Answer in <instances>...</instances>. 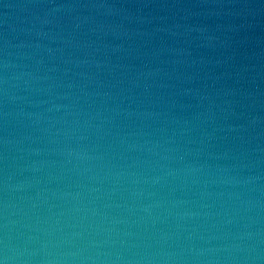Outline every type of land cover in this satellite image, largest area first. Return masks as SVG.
<instances>
[{
	"label": "water",
	"instance_id": "water-1",
	"mask_svg": "<svg viewBox=\"0 0 264 264\" xmlns=\"http://www.w3.org/2000/svg\"><path fill=\"white\" fill-rule=\"evenodd\" d=\"M50 2H0V45H24L0 92V235L66 264L264 257V125L229 130L264 116V0H54L113 6L77 10L78 44L67 13L41 22Z\"/></svg>",
	"mask_w": 264,
	"mask_h": 264
},
{
	"label": "clouds",
	"instance_id": "clouds-1",
	"mask_svg": "<svg viewBox=\"0 0 264 264\" xmlns=\"http://www.w3.org/2000/svg\"><path fill=\"white\" fill-rule=\"evenodd\" d=\"M2 2V0H0ZM5 8H13L15 5L12 4H4ZM22 7H27V5H24ZM36 8L42 10L44 12V17L42 18V23H56L59 24L61 20L64 19L63 13H67L69 15V23L71 25V31H69V38L66 41L68 44H78L79 41L75 39L76 35L78 33L76 30L81 28V25L84 24L89 17H82L77 10L80 8H107L109 12L112 10L111 5L108 4H93V5H86V4H75V3H56L54 0H51L50 3L47 4H40L36 5ZM73 13H76L73 15ZM101 29L105 27V25L100 26ZM111 27V26H108ZM122 27V26H121ZM131 30L124 29V34H128ZM5 32H8V29H5ZM85 46L90 47L87 41L84 42ZM23 44L16 45L13 43V40L9 37V35H5L2 38V45H0V92L3 94V100L4 105H7L8 102V84H9V75L8 70L13 67V61L10 59V56L12 53L9 51L13 47H23ZM113 48V51H126L128 52V49H125L124 44L120 43L117 45L111 46ZM169 51L178 52V53H187L186 49H176V48H170ZM163 51V49L161 50ZM190 54V53H189ZM83 63H87V61H82ZM175 63H180V61H175ZM191 63H195L192 61ZM128 67L129 70H131L132 66H125ZM163 73L166 76H171V73H169L166 69L156 66V67H149L145 65L139 73L138 76H157ZM178 79H181L182 82H188L191 83L194 80V76L192 75H181L177 77ZM132 83H138V79L136 77H131ZM161 87L168 86L171 87V85H160ZM148 87V85H146ZM185 94H192L195 92L196 95L200 96L201 100H209V104H214L215 101L211 100L210 94L207 92L201 93L200 88H185L183 89ZM226 103L229 105V108H231V102ZM211 110V109H209ZM232 112H234V108L231 109ZM2 115L5 118V135L0 137V143L3 145L4 149V155L0 157V159H3L6 163L7 161V150L8 145L10 143L9 137L7 135V116L8 112L4 111ZM264 125V116L260 115H250L248 118L247 123H238V124H231L229 125L230 131H237L241 134V137L244 132H246L249 128L257 127ZM74 151L73 149H69V152ZM7 169L5 168V173ZM3 188L5 192L8 189V179L7 175L5 174V178L3 180ZM7 208V204L5 203V209ZM4 228V234L0 235V264H66V262L57 257L55 259H43V260H34L32 258V255L28 253V250L26 248H22L20 245L13 243L10 241L7 228L8 225L5 223L3 225ZM171 259V257H169ZM158 264L154 259L145 261L143 259L141 260H125L123 258L118 257L116 261H101L97 257H85L83 260L79 261V264ZM73 264H76V262H73ZM180 264H187L186 261L180 262ZM196 264H214V262L209 261H198ZM215 264H218V262H215ZM232 264H264V257H262L258 252L255 255H248L241 258H232Z\"/></svg>",
	"mask_w": 264,
	"mask_h": 264
}]
</instances>
